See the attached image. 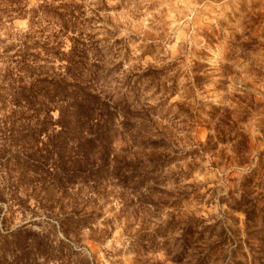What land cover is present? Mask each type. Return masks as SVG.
I'll return each instance as SVG.
<instances>
[{
	"label": "rangeland",
	"instance_id": "rangeland-1",
	"mask_svg": "<svg viewBox=\"0 0 264 264\" xmlns=\"http://www.w3.org/2000/svg\"><path fill=\"white\" fill-rule=\"evenodd\" d=\"M35 41L65 51L84 42L106 67L119 65L100 88L118 97L136 82L129 98L144 133L175 158L149 198L108 186V197L87 202L86 212L100 215L81 236L90 260L195 264L191 253L183 263L173 258L183 229L201 219L233 241L210 264H264V214L247 227L233 202L247 194L264 212V0H0V87L23 44ZM11 111L8 104L0 118L14 119ZM90 194L84 188L81 197ZM44 215L17 213L12 227Z\"/></svg>",
	"mask_w": 264,
	"mask_h": 264
},
{
	"label": "trees",
	"instance_id": "trees-1",
	"mask_svg": "<svg viewBox=\"0 0 264 264\" xmlns=\"http://www.w3.org/2000/svg\"><path fill=\"white\" fill-rule=\"evenodd\" d=\"M62 47L25 42L3 82L7 87H0V110L11 104L10 116L15 115L0 118V168L6 169L0 177V264H95L81 249L82 233L100 219L86 212L87 202L108 197V186L119 188L123 196L130 191L149 198L159 173L175 162L160 155V141L146 136L144 120L133 111L129 97L136 82L116 97L114 90L100 87L119 65L106 67L100 51L84 42L75 41L69 51ZM247 177L252 178L246 184L250 187L255 173ZM84 188L91 190L88 200L81 197ZM248 196L233 199L235 211L246 215L247 227L264 214ZM28 212L46 218L13 228L16 214ZM203 223L193 219L183 229L174 262L183 263L188 253L195 264H210L220 250L228 256L233 241L225 230ZM208 233V240L215 235L220 239L197 246ZM231 252L234 259L235 249Z\"/></svg>",
	"mask_w": 264,
	"mask_h": 264
}]
</instances>
